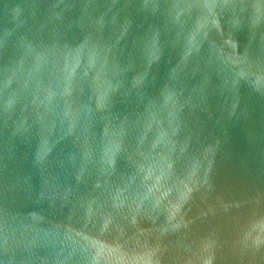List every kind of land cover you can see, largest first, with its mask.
Masks as SVG:
<instances>
[{
    "label": "water",
    "instance_id": "1",
    "mask_svg": "<svg viewBox=\"0 0 264 264\" xmlns=\"http://www.w3.org/2000/svg\"><path fill=\"white\" fill-rule=\"evenodd\" d=\"M0 264H264V0H0Z\"/></svg>",
    "mask_w": 264,
    "mask_h": 264
}]
</instances>
